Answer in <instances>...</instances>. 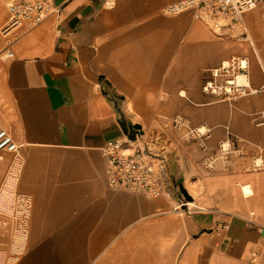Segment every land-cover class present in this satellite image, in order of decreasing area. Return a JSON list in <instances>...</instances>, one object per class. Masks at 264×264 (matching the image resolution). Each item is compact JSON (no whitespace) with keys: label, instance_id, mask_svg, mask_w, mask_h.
<instances>
[{"label":"crops","instance_id":"crops-1","mask_svg":"<svg viewBox=\"0 0 264 264\" xmlns=\"http://www.w3.org/2000/svg\"><path fill=\"white\" fill-rule=\"evenodd\" d=\"M177 1L53 0L43 22L7 39L12 56H0V122L22 144L14 196L26 208L11 230L25 236L26 251L15 264H264V169L242 163L196 169L201 189L187 209L178 191L146 196L107 181L103 150L124 139L134 119L114 76L147 93L137 103L143 110L164 88L184 86L186 57L195 83L202 48L220 34L228 35L220 41L224 56L249 50L242 44L247 33L240 37L235 23L219 33L197 25L193 12L165 14ZM263 11L240 21L261 42ZM181 173L170 171L173 178ZM245 185L255 188L249 199L241 193ZM10 197L3 195L2 205ZM234 218L244 222V245L260 247L255 262L241 257L239 238L229 235ZM5 222L1 234L10 231Z\"/></svg>","mask_w":264,"mask_h":264},{"label":"rangeland","instance_id":"rangeland-1","mask_svg":"<svg viewBox=\"0 0 264 264\" xmlns=\"http://www.w3.org/2000/svg\"><path fill=\"white\" fill-rule=\"evenodd\" d=\"M261 15L264 20V11L261 12ZM6 17L5 4L0 0V37L3 42L0 46V56L2 58L7 57L9 49L7 38L2 32ZM199 21L219 33L223 28H227L228 24L235 23L240 37L247 33L245 35L247 40H242V44L245 43L249 46L248 52H244L242 55L224 56L220 48V41L226 40L228 35L220 34L219 38H216L217 42L212 45L206 44L207 46L202 48L200 66L194 70L195 83L188 80L192 76L187 73L192 70L193 66L192 61L186 57L184 60L186 70L184 86H180L176 90L164 88V95L155 96L152 102H149L153 103L148 108L150 122L144 124L142 121L133 119L130 125L134 126L136 132L133 133L135 136L131 139L136 143L126 140L129 143L126 145L128 151H132L130 146H138V148L145 149L146 153L151 154L150 157L155 164L164 166L165 193L178 191L179 198L185 205L188 202H194L190 193L199 192L201 189V183L194 177L196 169L228 170L236 163L245 164L250 169H264V164L262 167H256L254 164L255 160L259 158L264 160V64L260 58L264 40L263 42L255 40L245 18L239 23L223 18H203ZM178 49L182 51V44L178 46ZM186 49L185 45L184 50ZM225 61L230 65L233 61H244L247 66L244 69L236 70L234 76H226L221 74L223 72L221 67ZM176 65L175 57L169 64L170 70ZM238 74L248 77L250 87L240 90L241 87L226 84V81L234 79ZM214 78L218 86H228L229 88L226 89L228 92L225 89H215V92L209 89V92H205V85L209 81H214ZM183 90L187 96L180 95ZM256 116L259 119L257 122L253 120ZM234 119L235 121L236 119L246 121L251 132L243 137L241 142L230 136L233 133ZM200 125H205L209 134L199 139L195 137V134ZM255 129L261 131L257 136L253 134ZM226 137H229L230 147L225 152L222 150V145L225 143ZM197 150L200 153L198 157L194 152ZM0 157L8 163L0 167V186L6 182L7 190L11 196L10 200H12L9 203L6 202L5 206L0 202V219L3 218L6 221L5 224H8L10 228L8 234H1L0 231V264H15L21 254L26 251L23 241L25 236L13 234L11 231L15 229L18 222L20 224V215L22 216L23 209L26 210L23 208L24 204L19 203L18 197L16 201L14 196L15 177L19 173L21 162L16 160L17 164L14 166L13 172L16 176L13 177L10 171L13 162L12 154L0 151ZM163 159L164 162H161ZM219 160L224 161L221 166L217 163ZM178 168L182 173L173 178L170 171H177ZM180 184L188 192L187 196L182 195ZM180 208L187 209L188 207L181 206Z\"/></svg>","mask_w":264,"mask_h":264},{"label":"built area","instance_id":"built-area-1","mask_svg":"<svg viewBox=\"0 0 264 264\" xmlns=\"http://www.w3.org/2000/svg\"><path fill=\"white\" fill-rule=\"evenodd\" d=\"M5 4L7 17L2 28L4 36L9 42L27 33L52 13L53 0H2ZM264 8V0H179L168 4L164 8V13L170 16L180 15L186 12H193L194 18L214 19L223 18L231 22H240L243 16L257 8ZM11 57L12 53L8 52ZM246 66L241 61L235 62L227 67H221V74L234 76L236 70L244 69ZM216 75V74H214ZM230 79L226 81L229 86ZM236 86V85H235ZM228 86H218L216 79L207 82L204 87L205 92H215V89H227ZM240 90H243L242 87ZM227 91V90H226ZM228 92V91H227ZM136 130L133 125L127 126L124 139L110 142L103 150L106 158V177L109 185L116 190H123L134 194L157 196L165 192L164 186V166L155 164L151 159V154L138 146H130L132 151H128L130 141L136 143L131 137L135 136ZM22 144L13 134L0 122V151L12 154L13 162L20 163L22 157L20 150ZM12 162V164H13ZM164 162V159L161 161ZM181 206H185L180 201Z\"/></svg>","mask_w":264,"mask_h":264},{"label":"bare ground","instance_id":"bare-ground-1","mask_svg":"<svg viewBox=\"0 0 264 264\" xmlns=\"http://www.w3.org/2000/svg\"><path fill=\"white\" fill-rule=\"evenodd\" d=\"M110 1H115V2H137V0H110ZM194 23V22H193ZM199 23H202L200 21H197L196 24L198 25ZM2 38L0 37V46H2ZM178 44V39L176 40H171V44H170V50L171 49H175V47H177ZM166 61V60H165ZM263 62H264V56H263ZM166 62H164V65ZM230 63H228L227 61H225L223 63V68L229 66ZM241 64L243 66H247L246 62H242ZM114 81L115 83L119 86V88L123 89L128 95H129V101L127 103V107L128 110L132 113V116H134L135 121H142L144 124H148L150 122V115H149V111L146 107H144L143 110H140L137 107V103L139 101H141L142 98H144V96L147 94L145 91L142 90V88L140 87H133L132 85L127 84L126 82H123V80L121 79V77H117L114 76ZM230 84H235L236 87H242V89L246 88V87H250L249 81H248V77L244 74H238L233 81H230ZM214 92V91H213ZM181 96H187V93H185V91H181ZM158 98V97H157ZM162 105V104H161ZM198 118V117H197ZM255 122L259 121V119L257 118V116L253 119ZM246 121L241 120V119H234V125H233V133L230 134L231 137L235 138L238 140V142H241L243 137L250 134V129L248 128V126L245 123ZM259 126V125H258ZM217 128V127H216ZM257 132L255 131V134ZM209 131L207 129V127L205 125H200L197 129H196V138H202L205 135H208ZM227 138V137H226ZM229 138V137H228ZM225 140V143L222 145L223 147V151H227L229 150L230 144H229V139ZM196 157L199 156V150L194 151ZM223 160H219L217 163L219 164V166H221V164L223 163ZM6 161L5 159H3L2 157H0V167L5 166ZM17 164V162H13L12 164V168L10 169V171L12 172V176H16V174L14 175V166ZM256 167H262L264 164V160L262 159H257L254 162ZM21 170V167L19 168ZM17 177V176H16ZM15 177V179H16ZM15 194H17V188L15 186L14 188ZM254 191L255 188L253 189L251 186L245 185L244 187H242L241 193L242 196L246 197V198H250L253 197L254 195ZM4 195V199L5 200H9L8 196H10L9 191L7 190V186H6V182H4L1 186H0V201L2 200V196ZM14 195V193H13ZM190 195L194 198L197 197L198 195V191L197 192H191ZM247 199V200H248ZM187 205H192L194 206V202H188ZM259 212V210L254 209V210H250L249 214L254 216ZM244 222L242 220L239 219H232L230 225H228V232L229 235L231 236H236L237 238H239L240 240V249H239V253L241 254V257L243 259L246 258H250L252 261H256V259L259 256V252H260V247L259 246H251L249 247L248 245H244L243 242V230H244Z\"/></svg>","mask_w":264,"mask_h":264},{"label":"water","instance_id":"water-1","mask_svg":"<svg viewBox=\"0 0 264 264\" xmlns=\"http://www.w3.org/2000/svg\"><path fill=\"white\" fill-rule=\"evenodd\" d=\"M180 191L182 192V195H185V196H187L188 195V192L186 191V189L183 187V185L182 184H180Z\"/></svg>","mask_w":264,"mask_h":264}]
</instances>
